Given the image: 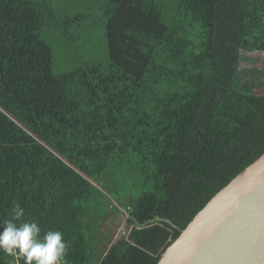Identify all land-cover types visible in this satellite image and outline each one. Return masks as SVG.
<instances>
[{
  "label": "trees",
  "instance_id": "16d2710c",
  "mask_svg": "<svg viewBox=\"0 0 264 264\" xmlns=\"http://www.w3.org/2000/svg\"><path fill=\"white\" fill-rule=\"evenodd\" d=\"M68 2L0 0V222L19 203L65 264H157L264 154V0H101L105 58ZM52 34L75 62L58 74ZM128 173L131 201L109 184Z\"/></svg>",
  "mask_w": 264,
  "mask_h": 264
},
{
  "label": "water",
  "instance_id": "95a60500",
  "mask_svg": "<svg viewBox=\"0 0 264 264\" xmlns=\"http://www.w3.org/2000/svg\"><path fill=\"white\" fill-rule=\"evenodd\" d=\"M157 264H264V154L206 204Z\"/></svg>",
  "mask_w": 264,
  "mask_h": 264
},
{
  "label": "rangeland",
  "instance_id": "374dc122",
  "mask_svg": "<svg viewBox=\"0 0 264 264\" xmlns=\"http://www.w3.org/2000/svg\"><path fill=\"white\" fill-rule=\"evenodd\" d=\"M101 0H69L66 3L70 9L74 11L83 12L87 14L88 17L83 19V22H86L88 27L84 30L82 35L86 41V48L90 50L94 56L98 58H105L107 55V41H106V28H105V19L100 10ZM49 44L53 47L54 51V66L53 70L55 73L65 72L66 69L72 68L74 66V57L70 54L68 45L61 36L58 34H52L48 39ZM253 58H257L258 65L264 64V54H252L250 55ZM260 93L264 94V89L259 90ZM125 179L116 180L112 178L109 181L111 190L115 193L116 196L125 198L129 193L133 194L127 196L126 201H131L134 198H138L142 189L138 185H133L128 187L127 183H133L134 175L129 174L125 176ZM114 224L117 227L116 231L113 233L114 236L111 240V245H114L120 237H125L129 233V229L125 225V217L122 215L116 216L114 218ZM95 238H93L94 240ZM94 263H97L99 257L96 258V252L93 255Z\"/></svg>",
  "mask_w": 264,
  "mask_h": 264
},
{
  "label": "clouds",
  "instance_id": "9594fccd",
  "mask_svg": "<svg viewBox=\"0 0 264 264\" xmlns=\"http://www.w3.org/2000/svg\"><path fill=\"white\" fill-rule=\"evenodd\" d=\"M9 218L0 222V252L22 257L23 264H65L69 243L59 230L42 229L37 221L25 220V210L16 203Z\"/></svg>",
  "mask_w": 264,
  "mask_h": 264
}]
</instances>
